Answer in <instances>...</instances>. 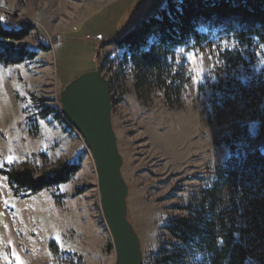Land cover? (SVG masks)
Returning <instances> with one entry per match:
<instances>
[{"label":"rangeland","instance_id":"obj_1","mask_svg":"<svg viewBox=\"0 0 264 264\" xmlns=\"http://www.w3.org/2000/svg\"><path fill=\"white\" fill-rule=\"evenodd\" d=\"M166 2L0 0L1 23L10 17L36 27L23 41L29 49L50 46L32 62L0 64V167L26 166L38 176L59 163L80 162L66 184L28 197H15L0 175V264H18L17 257L22 264H114L91 156L59 119L40 116L41 100L57 109L61 89L97 67L110 84L128 220L142 264H153L159 248L175 244L163 227L186 215L181 208L199 203L228 162L223 139L231 125L264 104L251 91L262 88L264 46L214 36L195 49L177 48L169 63L179 97L167 102L163 91L148 86L135 91L133 70L111 42ZM236 53L242 63L229 64Z\"/></svg>","mask_w":264,"mask_h":264},{"label":"trees","instance_id":"obj_2","mask_svg":"<svg viewBox=\"0 0 264 264\" xmlns=\"http://www.w3.org/2000/svg\"><path fill=\"white\" fill-rule=\"evenodd\" d=\"M10 19L0 22L1 65L32 62L38 52L50 51L43 43L29 49L23 41L36 27ZM214 36L246 47L255 40L264 46V0H167L164 8L111 43L122 51V63L132 68L135 91L155 87L168 102L181 91L169 63L174 51L198 48ZM226 61L242 63L238 53ZM262 83V88L251 90L261 101ZM46 102L40 101L41 118L59 119L56 108ZM223 143L230 151L228 162L218 170L214 184L200 192L199 203L181 208L185 216L168 220L163 230L175 244L159 248L153 264H264V104L233 123ZM79 170L80 162H63L38 176L26 166L0 167V175L15 197L20 192L28 197L66 184ZM82 191L76 189L75 194Z\"/></svg>","mask_w":264,"mask_h":264},{"label":"water","instance_id":"obj_3","mask_svg":"<svg viewBox=\"0 0 264 264\" xmlns=\"http://www.w3.org/2000/svg\"><path fill=\"white\" fill-rule=\"evenodd\" d=\"M60 111L81 136L93 162L100 211L114 251V264H142L138 235L128 220L127 193L112 125L110 85L97 67L66 84Z\"/></svg>","mask_w":264,"mask_h":264},{"label":"built area","instance_id":"obj_4","mask_svg":"<svg viewBox=\"0 0 264 264\" xmlns=\"http://www.w3.org/2000/svg\"><path fill=\"white\" fill-rule=\"evenodd\" d=\"M58 112V117H59V121L62 123V125L67 128L68 130H70L71 132H74L75 134H77L78 136L79 133L76 131V129L68 122V120L63 116V114L60 111V107H58L57 109ZM81 137V136H80Z\"/></svg>","mask_w":264,"mask_h":264},{"label":"snow or ice","instance_id":"obj_5","mask_svg":"<svg viewBox=\"0 0 264 264\" xmlns=\"http://www.w3.org/2000/svg\"><path fill=\"white\" fill-rule=\"evenodd\" d=\"M11 162V160L9 161ZM18 264H22V262L19 261V257H17Z\"/></svg>","mask_w":264,"mask_h":264}]
</instances>
